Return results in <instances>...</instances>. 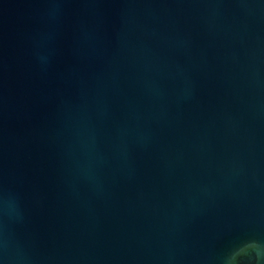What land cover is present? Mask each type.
I'll return each instance as SVG.
<instances>
[{
    "label": "water",
    "instance_id": "1",
    "mask_svg": "<svg viewBox=\"0 0 264 264\" xmlns=\"http://www.w3.org/2000/svg\"><path fill=\"white\" fill-rule=\"evenodd\" d=\"M0 264H264V0H0Z\"/></svg>",
    "mask_w": 264,
    "mask_h": 264
}]
</instances>
